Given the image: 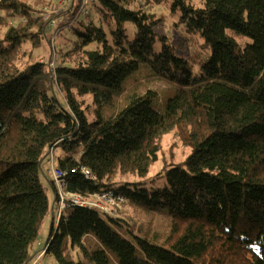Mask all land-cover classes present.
Segmentation results:
<instances>
[{"label": "trees", "instance_id": "16d2710c", "mask_svg": "<svg viewBox=\"0 0 264 264\" xmlns=\"http://www.w3.org/2000/svg\"><path fill=\"white\" fill-rule=\"evenodd\" d=\"M151 1L181 13L171 42ZM62 11L73 17L58 26L29 0H0V264L38 259L48 214L35 264H264V0H96L81 20ZM61 29L70 47L41 61L36 50ZM142 65L148 74L129 77ZM150 83L173 89L163 109L156 89L139 92ZM170 132L189 152L150 175ZM110 189L127 198L116 215L73 206L55 231L61 193Z\"/></svg>", "mask_w": 264, "mask_h": 264}, {"label": "rangeland", "instance_id": "374dc122", "mask_svg": "<svg viewBox=\"0 0 264 264\" xmlns=\"http://www.w3.org/2000/svg\"><path fill=\"white\" fill-rule=\"evenodd\" d=\"M62 1V0H61ZM145 1V0H144ZM196 2H200L201 0H195ZM56 2L57 0H29V3L31 5H33L34 7H36L38 10H40V15H44V19L48 20L49 18H53V19H57L58 20V26L62 25L65 23V21H67L68 19L66 17H73L72 13H66V17L65 14L63 13V9H66L68 7V5H60L58 4L56 6ZM58 2L60 3V0H58ZM149 8L155 12L157 15V18H162L163 20L160 22V24H158V26L156 27V31L159 35H165L167 36L169 40V42H171V40H173L175 37L180 36V32L182 31V28L184 27V24L181 23L180 21V17H181V13L180 12H176L173 13L172 12V8H171V3H163V4H156L155 2H150ZM60 11H62L60 13ZM59 13V14H58ZM56 14L55 17H53V15ZM59 15H62V19L59 18ZM84 16H81L80 18L77 19H83ZM63 29H61L59 34L54 33V30L49 31L48 32V36H52L53 34L55 36V38L51 40V43L49 45H47L46 43L43 45V47L39 48L36 50V54L35 56H38L41 61L43 58L47 59L49 52L51 49L54 50V52H56L57 54L64 52V50H66L67 48L70 47V41L73 38V36L69 33L70 29H65V31L63 33L62 32ZM4 31V29H3ZM130 33L133 34V29H130ZM53 35V36H54ZM70 40V41H69ZM203 39L200 38L199 40V44L198 46H190L189 48H191V51L189 52L191 55L197 54L200 50H201V43H202ZM28 43V42H27ZM26 43V44H27ZM161 41L157 42V45H160ZM179 49L180 46L176 47V55H179ZM58 56V55H57ZM51 66H54V61H52ZM149 66L148 65H142L140 67V69H138L137 71H135L133 74H131L129 77L133 78V77H142L145 74L149 73ZM149 89H156L159 93H160V99H159V106L163 109L165 102L167 101V99L173 95L174 91L173 89H167L165 84L162 83H150V84H144L142 86V88L140 89V93H144ZM162 145H163V150L160 153V160L158 163L154 164L151 169H150V175H153L154 173H156L162 166L163 164V159L166 161H169L171 159L174 160V163H178L181 162L185 159L186 155L189 152V149L184 147L174 136L173 133H166L162 136ZM171 146H172V152H171ZM55 157L57 160L58 155L60 154V149H56L55 150ZM49 159H47L44 162V170L46 171L50 165V162L48 161ZM40 180L41 183L43 185L44 191L46 193V196L48 198L49 204L50 206H52V203L54 201L55 198V192L54 189L52 187V184L50 183V181L46 178V176L41 173L40 174ZM112 190V189H110ZM116 192H121L119 190H114ZM123 193V192H121ZM124 194V193H123ZM126 196V195H125ZM128 211L131 213H136L138 214V216L140 218L145 216V212L138 208V207H129ZM149 217H154L155 220V227L164 231H167V216L166 215H161V214H153L150 215ZM53 219H52V215L48 214L44 220V223L41 226L40 229V235L36 241V243L34 244V246L32 247V251L34 252H38L37 257L38 259L33 263L35 264L38 260L41 262L44 261L45 258H41L40 257L44 254L45 251V245L50 237L51 234V230L53 227ZM52 224V227H51ZM54 228L55 231L58 229V217L56 216V221L54 223Z\"/></svg>", "mask_w": 264, "mask_h": 264}, {"label": "built area", "instance_id": "2783aa9c", "mask_svg": "<svg viewBox=\"0 0 264 264\" xmlns=\"http://www.w3.org/2000/svg\"><path fill=\"white\" fill-rule=\"evenodd\" d=\"M96 0H60L58 4L68 5L75 7V19L80 18L81 16H87L91 9V6ZM83 172L88 178H94L91 172L87 168H83ZM52 177L61 181V176L63 173L58 169H53L51 171ZM127 200L125 194L121 192H116L114 190H107L103 192H94L88 195L83 196L80 193L73 191H67L61 193L59 202H58V215H61L62 211L66 208L73 206H80L83 208H89L92 210H97L101 215L112 216L116 215V208H122L123 203Z\"/></svg>", "mask_w": 264, "mask_h": 264}, {"label": "crops", "instance_id": "0c3cea01", "mask_svg": "<svg viewBox=\"0 0 264 264\" xmlns=\"http://www.w3.org/2000/svg\"><path fill=\"white\" fill-rule=\"evenodd\" d=\"M126 201H127V200H126ZM126 201H125V202H126ZM125 202H124V203H125ZM70 208H71V207H70ZM66 209H67V208H66ZM88 209H89V208H88ZM90 210H91V209H90ZM63 211H65V210H63ZM63 211H62V212H63ZM58 213H59V210H58ZM61 215H62V213H61ZM61 215H58V224H59V220H60ZM52 222H53V221H52ZM51 227H52V224H51Z\"/></svg>", "mask_w": 264, "mask_h": 264}]
</instances>
